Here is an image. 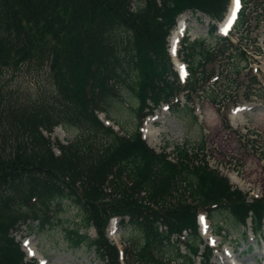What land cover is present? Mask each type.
Wrapping results in <instances>:
<instances>
[{
    "label": "trees",
    "instance_id": "obj_1",
    "mask_svg": "<svg viewBox=\"0 0 264 264\" xmlns=\"http://www.w3.org/2000/svg\"><path fill=\"white\" fill-rule=\"evenodd\" d=\"M229 4L0 0V75L29 64L45 67L54 86L49 97L29 103L5 101L0 85L1 135H7L8 146L0 150V264H36L24 261L11 232L27 221L39 229L52 226L54 213L64 207L75 208L80 218L79 224L63 227L67 247L92 250L103 264H195L198 257L200 264H211L213 250L198 232L202 212L213 225L214 214L222 212L232 227H245L249 220L252 232L262 233L264 198L248 202L205 158L176 147L172 161L151 149L139 132L144 118L162 104L183 112L187 106L179 107L180 98L193 103L204 94L207 83L218 79L216 66L223 64L237 79L248 57L243 39L235 42L232 36L243 31L247 42L256 43L251 28L259 27L264 0H241L232 29L219 36L217 23ZM187 11L210 23L207 37L181 41L179 55L187 66L182 83L168 54V37ZM211 37L214 46L207 42ZM250 84H257L255 77ZM123 90L136 103L137 126L120 135L98 114ZM57 126L74 130V140L64 145L44 136ZM114 217L130 228L122 252L106 237ZM221 230L216 223L215 234Z\"/></svg>",
    "mask_w": 264,
    "mask_h": 264
},
{
    "label": "rangeland",
    "instance_id": "obj_2",
    "mask_svg": "<svg viewBox=\"0 0 264 264\" xmlns=\"http://www.w3.org/2000/svg\"><path fill=\"white\" fill-rule=\"evenodd\" d=\"M258 18L261 20L258 29L251 28V38H257L253 41L256 43L247 42L243 31L236 37L232 36L235 42L243 39L241 47L245 48L248 57L246 63L240 64L237 79L227 74L223 64L216 66L218 79L215 81L214 77L207 83L204 94L196 97L193 103L180 98L179 107L187 106L183 112L177 113L173 104L169 109L161 105L143 120L139 130L142 138L152 144L146 141L151 149L156 153H166L172 161L176 158V147L186 148L190 154L197 156V160L205 158L212 169L227 177L234 188L245 194L248 202L264 198V14ZM183 19L184 32L178 33L176 26L168 38V50L178 73L185 71L179 55V41L184 36L190 41L207 37L210 23L204 15L190 11L183 14ZM175 35L178 40L176 46L172 44ZM207 42L214 46L215 39L208 38ZM256 48H260L261 52L257 53ZM252 77L256 78L257 84H250ZM0 85L4 100L11 102L34 103L42 97H49L54 91L49 69L30 64L2 72ZM211 97L217 98L215 104L210 101ZM98 117L120 135L131 133L137 126L136 103L123 90ZM3 128L5 125L2 123L0 150L6 152L7 135H1ZM147 130L149 134L145 139L143 136ZM43 134L52 143L58 141L64 145L77 135L71 128L66 130L62 126L55 127L50 134ZM53 151L58 154L57 148L54 147ZM54 218L53 225L43 229H39L36 222L27 221L11 232L26 261L34 260L37 264H103L92 250L67 247L63 227L80 223L75 208L64 207L54 213ZM198 218L203 219V223L199 222L201 239L213 248L211 264H264V220L262 233L255 235L250 221L245 227H232L236 225L222 212L214 214V225L205 214H200ZM119 221L114 219L106 232L109 241L122 249L129 239L130 228L122 226ZM216 223L222 226L221 235L214 234ZM88 235L95 237L92 228L88 230ZM184 236L186 238L187 234ZM27 251H33L35 256L29 258ZM203 251L202 246L200 253ZM200 260V257L196 258L195 264H200Z\"/></svg>",
    "mask_w": 264,
    "mask_h": 264
},
{
    "label": "bare ground",
    "instance_id": "obj_3",
    "mask_svg": "<svg viewBox=\"0 0 264 264\" xmlns=\"http://www.w3.org/2000/svg\"><path fill=\"white\" fill-rule=\"evenodd\" d=\"M236 6H237V2H236V0H234V2H233V6L231 7V10H230V14H229V16L226 18V20H225V22L221 25V28H223V29H225V28H227L228 26H229V24L231 23V21H232V19H233V14H234V10H235V8H236ZM184 21H185V19H183V15L178 19V21H177V29H178V33H181V32H184V30H185V26H184ZM173 39H174V41H173ZM173 39H172V43L174 44V46H176L175 44H176V35L173 37ZM243 111V110H242ZM148 130H147V132L144 134V138L146 139V138H148ZM147 141V140H146ZM147 143L149 144V145H151L152 146V144L150 143V142H148L147 141ZM150 146V147H151ZM110 225H112V223L110 224ZM28 254H29V256L30 257H34L35 255H34V252L33 251H31V252H28ZM41 264V263H40Z\"/></svg>",
    "mask_w": 264,
    "mask_h": 264
},
{
    "label": "snow or ice",
    "instance_id": "obj_4",
    "mask_svg": "<svg viewBox=\"0 0 264 264\" xmlns=\"http://www.w3.org/2000/svg\"><path fill=\"white\" fill-rule=\"evenodd\" d=\"M237 4L239 3V0H236Z\"/></svg>",
    "mask_w": 264,
    "mask_h": 264
}]
</instances>
